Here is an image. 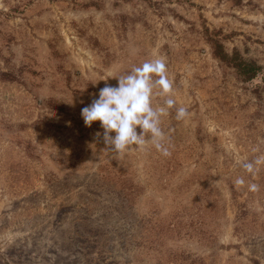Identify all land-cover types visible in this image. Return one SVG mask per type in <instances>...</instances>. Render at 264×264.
Listing matches in <instances>:
<instances>
[{
  "label": "rangeland",
  "instance_id": "rangeland-1",
  "mask_svg": "<svg viewBox=\"0 0 264 264\" xmlns=\"http://www.w3.org/2000/svg\"><path fill=\"white\" fill-rule=\"evenodd\" d=\"M154 58L171 154L115 159L81 110ZM258 156L264 0H0V264H264V166H241Z\"/></svg>",
  "mask_w": 264,
  "mask_h": 264
},
{
  "label": "clouds",
  "instance_id": "clouds-1",
  "mask_svg": "<svg viewBox=\"0 0 264 264\" xmlns=\"http://www.w3.org/2000/svg\"><path fill=\"white\" fill-rule=\"evenodd\" d=\"M111 77L118 78L117 86L106 83L105 87L100 89L98 98L82 108L81 116L85 125L91 127L94 122H100L103 141L115 159L119 160L133 146L144 150L148 145L163 156H169L170 142L161 126L162 117L168 114V109L176 106L177 101L173 98V86L167 76L165 61L161 58L150 59L140 66L133 67L127 74ZM108 78L101 80L107 81ZM156 89H159L160 96L166 97V107H153ZM188 115L186 107L176 108V120L182 121ZM99 135L101 134L97 133V136ZM241 166L254 176L259 168L264 166V156L243 162ZM244 183L243 178L235 181L236 185ZM249 188L251 191L258 190L256 184L249 185Z\"/></svg>",
  "mask_w": 264,
  "mask_h": 264
},
{
  "label": "trees",
  "instance_id": "trees-1",
  "mask_svg": "<svg viewBox=\"0 0 264 264\" xmlns=\"http://www.w3.org/2000/svg\"><path fill=\"white\" fill-rule=\"evenodd\" d=\"M212 43L215 55L234 67L239 75L243 76L244 80L255 79L262 72V66L256 62L242 58L239 53H228L218 40L213 39Z\"/></svg>",
  "mask_w": 264,
  "mask_h": 264
}]
</instances>
